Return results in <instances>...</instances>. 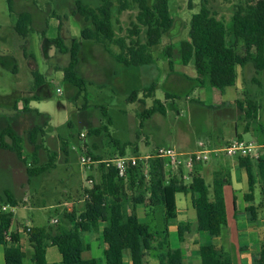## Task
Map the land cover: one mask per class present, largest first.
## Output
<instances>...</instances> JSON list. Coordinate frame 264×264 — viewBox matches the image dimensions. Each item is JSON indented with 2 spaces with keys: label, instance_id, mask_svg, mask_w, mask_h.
<instances>
[{
  "label": "trees",
  "instance_id": "obj_1",
  "mask_svg": "<svg viewBox=\"0 0 264 264\" xmlns=\"http://www.w3.org/2000/svg\"><path fill=\"white\" fill-rule=\"evenodd\" d=\"M95 1L97 5L94 7L83 1L77 4L78 14L89 24L82 29V39L103 45L106 51L126 68L151 64L153 48L161 45L164 35L170 33L175 26L169 0H154L152 5L150 0H118V13L132 8L138 10L137 23L131 33L137 39L130 41L129 38H117L113 21V9L116 7L114 0ZM8 3L13 12V0H8ZM208 5V0H203L200 12L193 18L190 38L180 42L177 48V59L184 66L193 62L198 75L196 79H187L195 83V89L210 87L223 93L227 88L236 86L239 68L252 66V82L260 86L258 77L264 71V0H246L245 3L236 5L228 23L219 19ZM188 6L190 10L193 9L191 0ZM31 26V15H17L15 30L19 36L29 35ZM142 31H145L144 42L138 38ZM54 43L61 53L69 54L65 81L79 92H83L87 83L77 73L80 45L74 43L71 48H67L62 39L55 40ZM112 46H117L118 52H114ZM165 54L173 72L174 49L169 47ZM156 88L157 84L152 83L145 89L133 90L131 101L135 102L141 92L147 97L153 96ZM174 97L167 94V99ZM251 103L249 98L238 102L239 110L249 120L258 118L257 111L249 106ZM96 109L108 120V124L88 129L87 137L90 138L104 136L103 134L110 132V126L113 125L107 107L96 106ZM156 114L166 115L165 106L157 99L154 100L153 106L141 115L144 118ZM44 119L45 117H42L43 124L34 126L26 138L20 136L11 126L0 130V149L15 153L26 165L30 178L41 177L56 169L60 153L65 155L68 162L73 145H77L76 134L79 130L75 128L73 121H69L57 129L60 150H48V161L42 164L40 152L45 147L43 138L49 127V122L45 123ZM75 130L77 133H74ZM26 142L33 147L30 159L25 154ZM115 145L120 151V156H126L125 151L130 144L116 140ZM89 156L95 160H103L92 153H89ZM236 159L247 175L246 211L249 219L255 222L259 220V213H264V154L258 161L245 157ZM204 164L195 167L189 183L186 182L183 171L167 172L161 159L154 158L133 168L127 181L120 179L114 168L101 165V181L91 189H85L90 197L85 201L84 210L80 214L76 211L64 213L55 224L56 227L51 224L31 228L28 242L34 250V264H49L46 254L51 246L60 251L62 264H124L126 253H129L132 264H148L147 256L152 250L158 252L159 264H184L183 250L170 249L167 230L152 233L149 225L139 219L137 208L144 206L162 209L165 221L171 223L177 218L176 195L189 193L192 194L193 207L197 213L198 230L210 239L209 242L203 243L199 250L202 264H232L230 253L213 242L221 237L228 227L224 187L230 185L231 170L227 164L214 168L213 183L210 186L204 174L210 170L206 169ZM254 166L257 174L254 172ZM257 182L260 183V202L256 201ZM210 188L213 189L212 196ZM4 196L1 199L2 204L12 208L24 204L8 190L4 192ZM13 220L12 212L0 214V245L4 247L5 264H25L23 237L18 230L12 229ZM179 230L180 236L183 237V226H180ZM97 233L101 234L102 241L107 246L104 259L91 256V245L86 240L87 235ZM256 262L264 264V244Z\"/></svg>",
  "mask_w": 264,
  "mask_h": 264
},
{
  "label": "rangeland",
  "instance_id": "obj_2",
  "mask_svg": "<svg viewBox=\"0 0 264 264\" xmlns=\"http://www.w3.org/2000/svg\"><path fill=\"white\" fill-rule=\"evenodd\" d=\"M79 1L90 4L93 7L97 5L95 0H51L50 5L46 6V8L54 10L60 15L66 27L68 24L69 28L75 26L73 28L77 31L79 28L84 29L89 26L85 19L78 14L77 4ZM189 1L190 0H169L170 12L175 20V26L170 33L164 35L161 45L153 48L152 52L155 63L150 67H142L138 70H125L119 73L120 78L118 79V83L121 84V90H116L117 80H115V83L112 82L110 86L108 85L105 88V93L107 95L114 96V98H105V101H107L105 104L107 103L106 105H109L108 110H111L109 111V116L113 120V125L110 126V132L103 134L104 136L97 138L88 137L90 141L94 139V142L100 149L102 148L109 151L113 146L116 147L115 141L117 140L122 143L127 142L130 144L125 151L127 156L154 154L158 146L171 147L182 152L195 151L198 147L195 146L194 142L197 140L206 141L208 134L214 132L218 127V129L223 132L224 136L221 140V148H224L230 140L236 139V127L241 133V138L245 141H257V139L261 140L264 138V71L261 72L258 77L260 81L259 86L252 82V78L254 77V69L252 66H247L245 69L239 68L238 90H228L225 96L226 102L233 101L232 97L236 95L240 97L244 94H247L244 99H252L251 104L258 99L262 107L259 109V117L250 120L240 110H238L240 120L237 118L234 120L231 119V117L226 119V115L223 113L224 108H215L214 98L209 90H213L214 92L218 91L211 88H206L205 90L194 88L195 90H192L195 83H192V81L188 82L184 79V74H186L188 78L193 79L197 78V73L193 62L188 66L181 64L179 59H177V48L180 42L190 38L193 18L200 12L203 0H191L192 10L189 9ZM114 2L116 7L113 9V21L117 38H129V41L131 39L136 40L137 37L132 36L131 33L134 31V24L137 23V8L118 13L119 1L114 0ZM153 2L154 0H150L151 5ZM208 2L209 8L218 18L228 23L232 18L235 6L245 3L246 0H208ZM33 4L39 7L38 2L34 1ZM10 15L12 16L11 18H14L8 1L0 0V49H7L10 53L8 54L9 56L14 55L15 51H19V37L13 39L6 28L10 21ZM48 36V34L44 35V38L46 39ZM3 37H6L7 42L2 40ZM138 38L144 42L145 31H142ZM169 47L174 49L173 72L170 70L168 58L164 53ZM33 49L36 51V48ZM112 49L119 50L117 46H112ZM0 60L1 64L3 61L2 59ZM5 61L11 62L9 57H6ZM38 66L40 72L51 85L52 96L41 101L36 107L41 112H46L52 117L51 124L54 127L63 126L68 121L70 115H74L76 102L71 100L66 83L56 78L57 75L55 73L57 70H55V68L59 67V61L54 58L45 61L41 59L40 56L38 58ZM108 66L105 68L107 69ZM153 82L158 85L156 92L157 98L165 101L163 104L166 108V115L156 114L151 117L145 116L143 118L141 114L144 113L146 109H149V107L151 108L154 103L150 101L148 107L139 104L138 101L135 102V104L131 101V97L133 90L139 89L138 87H140V89H145ZM241 85H244L245 88H242ZM58 89L62 94L57 92ZM93 89L94 87L87 88L86 92L84 91L81 100L78 101L79 106L76 114L80 113L78 116L80 115L79 120L82 125L86 121H89L90 124H92L91 127H100L102 124H108V120L102 117L98 109H96V111H90L88 106L84 107L82 105L85 103V95H88L89 98L93 96L91 94ZM166 93L174 95L175 97L169 100L165 99ZM203 94H206V96ZM140 95L144 99L146 98L145 94L142 93ZM188 97L193 101L202 99L204 104L196 105L190 103ZM137 98L138 97H136L135 100H137ZM103 100L96 99L95 103L100 104ZM257 102L252 106H255ZM92 108H94V106ZM76 119L78 120L77 115ZM82 132L83 131H78L77 133L76 130L74 131V133H77L76 147L78 151L73 150L70 163L67 164L65 155L60 153V157H58L59 165L57 168L43 174L41 177L30 178L26 171V165L18 159H15L17 162L19 161L18 165L15 160H13V163H15L13 164L10 159H8L10 166H1L0 199L4 196L3 192L8 190L17 199L28 204L18 208H12L9 205L10 210L14 214L15 221L17 220L25 227L27 225L43 227L47 224L51 225L52 223L49 222L52 218L60 220L66 212L76 211L80 214L84 210L85 189H91L94 184L99 183L101 181V173L99 168L87 169L80 164L81 156L89 155L88 150H84L87 144L84 145L79 138ZM84 133L87 135V130L84 131ZM46 142L49 148L59 150L60 141L57 137L55 139L47 138ZM99 148L95 147V149ZM80 149L81 151H79ZM136 149L139 150V152H135ZM90 150L91 148H89V151ZM25 152L28 159H30L33 147L27 142L25 144ZM13 156H16L15 153ZM117 156H120L119 150L113 152L109 151L102 156V158L107 160ZM215 158H220V162H223V164H226V160L231 162L233 161L232 159H235H229L222 154L218 156L213 155L211 160L207 164H204V167L210 170L204 173L206 181L210 186H212L213 183V170L217 164ZM40 160L42 164L48 161V155L45 151L40 153ZM166 171L170 173L169 170L166 169ZM90 181H92V183ZM190 181L191 180H187L186 182ZM50 182H61L60 188L63 189V186L66 185L69 189L68 194L62 193L61 195L63 196L57 199V204L59 205L57 210L52 207L54 204H50L49 202L43 203L42 200L41 203H39L40 201H38L40 198L41 186L47 183L50 184ZM79 190H81V192ZM212 194L213 189L210 188V195L212 196ZM178 196L180 200L185 198L183 194H179ZM68 203L72 204L70 211L67 210L68 207L66 204ZM3 206L8 205L2 204L0 200V214L3 212ZM138 208H140L139 213L141 217L144 218L148 210L143 207ZM51 226H53V224ZM25 227L22 229L26 230ZM53 227L56 226L54 225ZM91 238L92 235H87V242L92 243ZM95 253H92L91 256L96 258L102 257L99 250Z\"/></svg>",
  "mask_w": 264,
  "mask_h": 264
},
{
  "label": "crops",
  "instance_id": "obj_3",
  "mask_svg": "<svg viewBox=\"0 0 264 264\" xmlns=\"http://www.w3.org/2000/svg\"><path fill=\"white\" fill-rule=\"evenodd\" d=\"M8 1V0H7ZM36 1L39 4V7L33 4ZM13 0V14L14 18H11L8 25L6 26L9 31L10 36L12 38L19 37V51H15L14 55L9 56V51L6 49H0V59H2V63L0 64V130L11 126L15 129V131L22 137L26 138L27 133L37 124L42 125V117H45L44 122H49V127L46 129L47 133L43 138L44 148L41 150L45 151L48 155V150L51 151H59L54 150L48 147L46 139L51 138L59 140V133L57 129L59 127H54L51 124L52 117L46 113L41 112L37 109L36 105L41 101L48 99L52 96V88L49 81L45 78V76L40 72L38 66V58L41 56V59L47 61L48 59L54 58L58 59L59 67L55 68L57 72L58 80H62L66 83L68 90L70 92V98L73 102H76V109L74 111V115H70L69 121H73L75 124V128H78L79 131H86L91 127L89 121H86L83 125L80 123L79 116L77 113V108L79 106L78 101L81 100L84 91L86 92L87 88H92L93 92L91 93L93 96L85 95V103L82 104L84 107L88 106L90 111H96V106L107 107L105 98H114V96L107 95L105 93V88L116 81V90H121V84L118 83L119 73L122 71L129 70H138L142 67H134V68H126L122 64L118 63L111 54H109L103 45L98 44L94 41H86L82 39L81 32L83 28H79V30L75 31L72 26L69 28V24L64 25L62 22V18L58 15L54 10L47 9L46 6L50 5L51 0ZM26 13L31 15L32 17V26L31 32L26 37H21L17 34L15 27L17 24V15ZM49 35L48 38H44V35ZM42 36V37H41ZM62 39L64 45L67 48H71L74 43H78L80 45V61L77 67L78 75L84 79L87 83L83 92H79L77 88L73 87L69 83L65 81V68L69 63V54H63L59 51L58 46L54 43L55 40ZM4 42H7L6 37L2 39ZM33 48H36L34 51ZM4 50V51H2ZM114 52H118L114 50ZM38 53V54H36ZM153 53V52H152ZM165 53V52H164ZM6 57H9L11 62L5 61ZM1 61V60H0ZM5 61V62H4ZM106 62L108 68L106 69ZM155 63L154 56L151 64L144 66L150 67ZM120 66V67H119ZM117 67V68H116ZM197 73V72H196ZM53 74V73H52ZM198 76V75H197ZM184 79L189 82L187 79V75L184 74ZM196 79V78H193ZM239 81V78H238ZM237 81V83H238ZM111 82V83H110ZM155 83V82H153ZM236 86L227 88L223 93L222 92H214L211 91L213 95L215 108L220 109L224 108L223 113L226 115V119L231 117V119L236 120L239 119L238 114V102H244L248 98L244 99L247 94L238 95L232 97L233 101L226 102L225 96L228 90L236 89L238 90V84ZM242 88H245L244 85H241ZM137 90H142L140 87ZM206 88H196L205 90ZM158 89V85L156 88V92ZM212 89V88H211ZM192 90H195L194 88ZM59 92V89L57 90ZM156 92L153 96L147 97L144 99L138 94L137 100L135 102H139L144 106H149V102L154 100H160L162 104L165 102L164 100L158 99L156 96ZM62 94V92H59ZM144 94V93H143ZM167 94L171 96V94L166 93L165 99H167ZM207 94V93H206ZM206 94H203L206 96ZM258 96V94H257ZM103 100L100 104L95 103V98ZM169 100V99H168ZM249 100H252L249 98ZM258 99L255 100L257 102ZM190 103H194L196 105L204 104L202 99L192 100L189 99ZM133 102V103H135ZM252 102V101H251ZM250 104L249 106L256 110L259 114L262 107L260 106V102L255 104ZM136 104V103H135ZM228 104V105H227ZM164 105V104H163ZM94 106V108H92ZM150 108V107H149ZM111 111V110H110ZM96 113V112H95ZM222 113V114H223ZM223 114V115H224ZM42 115V116H40ZM76 115L78 120L76 119ZM259 117V115H258ZM242 119V117H241ZM66 122V123H67ZM65 123V124H66ZM61 127V126H60ZM219 128V127H218ZM216 128V130L212 133H209L206 141L197 140L195 141V146L198 147L200 142L205 143L206 147L209 149L221 148V140L224 137L223 132ZM235 136L236 139L241 137V133L238 131L237 127L235 128ZM231 141V140H230ZM256 142L264 144L263 139H257ZM87 147L84 150H88L89 153H92L94 156H99L102 158L106 153L118 151V148L113 146L109 151L105 149H100L98 145L94 142V139L90 141L87 137L86 139ZM26 144V143H25ZM25 147V146H24ZM99 148V149H95ZM160 147L166 146H158L155 150ZM89 148L91 150L89 151ZM73 150H77L76 145H73L71 156ZM81 151V149L79 150ZM92 151V152H91ZM40 152V153H41ZM139 152V150H138ZM182 152V151H181ZM192 152V151H188ZM26 153V152H25ZM14 153L10 151H4L0 149V170L1 166H10V161L13 163L15 159H18L17 156H13ZM16 155V154H15ZM127 156V155H126ZM17 157V158H15ZM60 157V156H59ZM30 158V157H29ZM105 160L104 158H102ZM217 164L215 168H220L223 162H220V158H215ZM19 160V159H18ZM71 160V158H70ZM70 160L67 164L70 163ZM233 161L226 160V164L230 167L232 180L230 185H226L224 187V197L226 202V212H227V220L228 227L226 228L224 234L213 240L215 245L224 250L228 251L231 255L232 264H257V259L260 254L262 245L264 244V213L261 211L259 213L258 221H251L247 214L246 208L248 206V202L246 201V194L248 193V182L247 175L244 169L240 168L238 165V160L232 159ZM16 161V160H15ZM20 161V160H19ZM18 161V162H19ZM18 162L16 161L17 165ZM15 164V163H13ZM12 165V164H11ZM59 162L57 161V166ZM205 169V168H204ZM254 172L257 174V170L254 166ZM61 182H50V184H44L40 188V198L38 201L41 203L49 202L50 204H54V209L57 210L59 205L57 204V199L64 194L69 193V189L67 186H63V189L60 188ZM189 183V182H187ZM41 184V183H40ZM258 188L256 190V201L260 202V187L259 182H257ZM83 188V185H82ZM81 188V189H82ZM63 190V191H62ZM7 191V190H6ZM81 192V190H79ZM5 192V191H4ZM3 192V193H4ZM36 195V194H35ZM179 194L176 195L177 202V218L175 221L171 223H167L165 221L164 212L162 209H155L152 207L146 208L148 210L146 216L144 218L140 215V208H137V214L141 222L147 223L150 227L152 233L166 231L168 232V245L172 250H183L184 252V264H202V259L199 255L200 247L203 243L209 242L210 239L199 232L198 224H197V213L193 207V197L192 194H183L185 198L180 200ZM37 196V195H36ZM38 198V197H37ZM51 198V199H50ZM17 199V198H16ZM1 200V199H0ZM19 200V199H17ZM22 202L21 200H19ZM28 204L24 203L19 207L26 206ZM31 205V204H30ZM68 204H66L67 206ZM32 206V205H31ZM18 208V207H17ZM68 211L71 208L67 209ZM53 218L51 219V221ZM51 221L49 223H51ZM189 226L186 227V225ZM48 225V224H47ZM45 225V226H47ZM43 226V227H45ZM180 226H183L184 233L183 237L180 236ZM185 226V227H184ZM24 225L20 224L17 220H13L12 229L18 230L19 233L23 237V254L25 264H34V250L28 242V236L24 234L23 231ZM30 227L31 225H27L25 228ZM92 243L91 245V254L97 252L98 250L101 252V259L105 257V251L107 246L103 243L101 234L97 233L92 235ZM97 254V253H95ZM158 252L156 250H152L147 256L148 264H159L157 259ZM46 259L49 264H62V255L57 247L51 246L47 249ZM0 264H5V256H4V247L0 245ZM124 264H132L129 253L124 255Z\"/></svg>",
  "mask_w": 264,
  "mask_h": 264
},
{
  "label": "built area",
  "instance_id": "obj_4",
  "mask_svg": "<svg viewBox=\"0 0 264 264\" xmlns=\"http://www.w3.org/2000/svg\"><path fill=\"white\" fill-rule=\"evenodd\" d=\"M59 92L61 91L59 90ZM80 139L84 145L87 144V135L84 132L80 134ZM220 154L229 159L245 157L252 161H258L264 154V144L256 141L234 139L224 148L209 149L206 147L205 143L200 142L198 144V149L192 152H181L171 147H160L154 154L150 155L117 156L107 160H95L89 155H83L81 156L80 164L87 169L100 168L103 164L107 165L116 170L120 179L127 181L130 171L133 168L139 167L141 164L156 158L164 161L167 170L174 173L181 170L184 172L185 179L190 180L191 174L194 172L196 166L207 163L211 160L213 155L218 156ZM90 182L92 183V181ZM89 197V194L85 193L84 200L86 201ZM67 207L71 208L72 204L68 203ZM2 211L12 212L9 206H3ZM51 223L53 225L57 224L58 219H53ZM22 232L28 236L29 232H31V228L27 227L26 230H23Z\"/></svg>",
  "mask_w": 264,
  "mask_h": 264
}]
</instances>
